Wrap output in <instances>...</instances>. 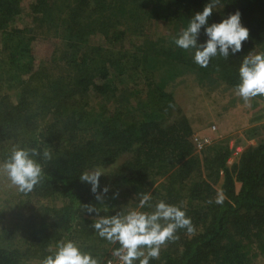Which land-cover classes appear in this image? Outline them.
I'll return each instance as SVG.
<instances>
[{"label": "trees", "instance_id": "trees-1", "mask_svg": "<svg viewBox=\"0 0 264 264\" xmlns=\"http://www.w3.org/2000/svg\"><path fill=\"white\" fill-rule=\"evenodd\" d=\"M139 2L131 0V10L135 5L138 9L131 16V49L144 53L140 65L145 63L149 77L142 86L140 76L131 81L129 89H117L111 69L113 55L116 62L124 59L123 55L114 53L116 42L124 37L118 29L119 21L113 16L89 21L93 14L83 15L86 3L92 12L104 5L91 7L89 0H63V5L34 0L32 12L48 13L51 5L55 25L59 24L63 31L82 34L87 29L106 39L103 44L94 45V56L84 51L86 56L71 58H80L79 66L87 63L88 70L80 68L76 73L63 70L55 77L56 73L47 68L35 67L32 37L24 38L21 29L7 34L3 29L20 13L21 0H0V32L6 34L0 36V126L15 120L21 122L22 131L24 120L41 125L28 149L39 152L32 158L42 166L43 178L28 193L38 199L57 195L63 200L61 207L52 209L53 223L50 226L41 223L47 230L36 238L35 245L24 251L0 246V264H20L22 259L31 256L44 260L54 255L64 239L77 234L81 238L90 237V242L101 239L93 228L96 218L105 211L96 204L97 195L102 197L106 208L109 204L108 207L113 205L118 209L117 202L126 201L130 195L131 205L136 206L145 194L151 197V207L145 205L141 211H154L161 200L183 206L196 228L195 233L190 235L186 230H178V239L164 246L159 258L150 259L149 264H252V257L264 254V141L239 151L231 165L227 163V148L217 155L205 154L200 158L194 153L192 129L186 115L177 107L174 96L164 89L166 74L164 83L155 81L153 75L157 62L169 63L170 68L182 65L208 78L217 75L223 83L237 87L245 56L264 52V0H220L208 24L219 23L238 10L250 35L240 52L233 55L230 51L227 59L217 55L207 67L195 63L194 49L183 50L173 41L211 0ZM152 22L171 28V33L177 36L165 40L150 31L144 32ZM144 34L148 36L142 40L140 35ZM198 38L207 39L203 27ZM4 59L10 65L7 70H4ZM1 74L11 85L2 83ZM15 84L21 90L12 102L7 88ZM130 90L136 100L133 107L138 105V108L128 117L114 114L111 98L124 97ZM97 100L101 102L98 111L92 104ZM45 150L51 152L50 160L44 158ZM0 154L5 161L11 157L10 151ZM118 160L122 161L120 166L105 174L106 181L100 176L97 193L91 191L89 183L81 181L82 173L98 166H110ZM166 178L168 182L164 181ZM159 179L157 188L149 192ZM221 190L227 197L223 204L209 203ZM88 205L96 211L89 213ZM91 247L89 244L84 250Z\"/></svg>", "mask_w": 264, "mask_h": 264}, {"label": "rangeland", "instance_id": "rangeland-1", "mask_svg": "<svg viewBox=\"0 0 264 264\" xmlns=\"http://www.w3.org/2000/svg\"><path fill=\"white\" fill-rule=\"evenodd\" d=\"M47 1L51 5H63V0ZM89 1L91 7L96 6L95 8H97L104 5V7H99L96 12H92V8L88 3L83 6V15L89 17L90 14H93V17L92 15L89 17V21H99L100 18L108 16L116 17L120 25L118 29L124 34V37L115 44V55H123L124 59L121 62H116L113 55L114 67L111 69V76L114 79L112 81L114 87L129 89L131 81L140 76L141 81H143L141 86L146 84L149 72L145 68V63L140 65V59H142L144 53L141 51L133 52V48L131 49V16L136 15V12H138L136 5L132 6L131 10V0ZM33 2L34 0H21V11L15 16L14 21H9L8 26L3 28L6 30L5 33L21 29L24 38L32 37L34 39L32 49L35 67L47 68L50 72L56 73L55 77L64 71L76 73L80 68L88 70L87 63L79 66L80 58L78 60H71V58L76 57V55L81 57L84 51L94 56V45L103 44L106 40L104 35L92 34L87 29H84L82 34L76 31L69 34L60 29L59 24L55 25L54 10L51 5L48 13H33L31 6ZM140 13L142 12L139 11ZM66 14L65 12L64 15ZM49 18L53 20L50 21ZM171 30L162 23L152 22L148 28L144 29V32L150 31L156 37L160 36L165 40H170L171 37L177 36L176 33H171ZM6 34L0 32L1 37ZM22 36L21 38L24 40ZM147 36L148 34L140 35L142 40ZM109 37L112 39L114 35ZM205 41L206 38H198V44ZM142 42L140 40V43ZM131 55H134L138 60H135ZM152 64H155V62H152ZM4 65L6 66L4 70H7L10 66L7 64L6 59H4ZM138 66L141 72L137 68ZM169 66V63H156L153 69V75L156 77L155 81L164 83L163 75L166 74L167 83L164 89L174 96L177 107L182 110V114L186 115L192 129L191 141L194 143V153H198L200 158L205 154L217 155L222 152L223 148H227L229 154L227 163L231 165L239 151L264 141V96L253 98L250 106H247L236 94L237 87L228 86L217 79V75L208 78L194 70L186 69L182 65H179L180 68L175 69ZM84 69H82L83 72H86ZM1 78L3 79L2 83L11 85V82L6 81L3 74H1ZM7 89L10 101H16L21 89L16 84ZM111 94L108 95L110 98ZM125 94L124 97L123 95H115V99L111 98V100H114L112 103L113 113L122 117L130 116L131 111L138 108V105L133 107L136 100L131 96V90L125 92ZM97 101V103L92 101L96 111L101 107V102ZM7 116L10 117V115ZM23 124L25 127L23 131L20 129L21 122L16 120L11 122L10 125L3 124L0 126V153L10 151L12 154L17 149H28L32 142L30 140L34 138V133L41 125L31 124L26 120ZM8 131L10 133L6 134ZM4 162L3 157L0 158V165H3ZM121 162L118 160L110 166H98L88 172L100 170L105 179L104 181H106L105 174L114 172ZM161 179L151 186L149 192L157 188ZM164 181L166 182L167 178ZM262 194H264V191H262ZM127 198L126 201L121 199L117 202L116 208L118 209H115L113 205L108 207L109 204L106 208V203L102 199L96 200V204L103 208L101 211L105 210L96 219L120 215V212L126 215L133 210L141 211L140 203L132 206L131 195ZM62 205L63 200L60 196L55 195L38 199L31 193L20 191L0 168V246L14 248L19 251L29 249L31 245H35L36 238L47 230V227L46 230L42 228L44 224L41 223L50 226L54 221L53 216L55 214L52 209L59 208ZM78 236L68 237L64 241L75 242L82 252L90 253L97 259L98 264H108L107 260L109 261V259L111 264H121L120 260L113 255L114 250L120 247L118 242L113 244L102 237L99 240L95 239L90 242V237L81 238ZM89 244L93 248L91 247L88 251H85V247ZM50 248H54V246L50 245ZM35 251L36 246L33 252ZM253 252L251 251V253ZM105 260L106 262H104ZM42 262V259L31 256L22 259L20 264H42ZM252 264H264V254L252 257Z\"/></svg>", "mask_w": 264, "mask_h": 264}, {"label": "clouds", "instance_id": "clouds-1", "mask_svg": "<svg viewBox=\"0 0 264 264\" xmlns=\"http://www.w3.org/2000/svg\"><path fill=\"white\" fill-rule=\"evenodd\" d=\"M220 4V0H211L202 12H197L188 22L180 35L174 39V44L183 49H194V61L201 67H207L210 60L217 55L228 58L229 53L234 55L242 50L244 42L249 38L250 32L241 22V13L237 10L224 18L219 23L208 24V19L213 10ZM202 27L207 39L198 44V37ZM240 83L237 85L236 94L244 104L250 106L253 98L264 96V52L249 54L243 59L239 68ZM39 155L37 149H17L13 151L9 160L0 165L3 172L16 185L20 191L29 192L43 178L42 166L32 157ZM45 159H51L50 151L43 152ZM100 170L84 172L80 179L91 185V191L95 194L99 188ZM107 188L104 189L106 193ZM223 190L218 191L209 203L223 204L226 199ZM97 200L102 199L100 195ZM151 197L142 196L140 208L149 204ZM89 213L96 209L86 206ZM163 221L164 223H161ZM93 228L98 235L109 242L119 243L113 255L121 264H149L150 259H158L160 250L169 242L178 239V230H186L187 234H194L195 226L190 217L186 215L182 205H174L159 201L152 212L133 210L126 215H114L101 217ZM42 264H98L90 253L82 252L73 241L61 242L54 255L47 256Z\"/></svg>", "mask_w": 264, "mask_h": 264}, {"label": "built area", "instance_id": "built-area-1", "mask_svg": "<svg viewBox=\"0 0 264 264\" xmlns=\"http://www.w3.org/2000/svg\"><path fill=\"white\" fill-rule=\"evenodd\" d=\"M107 262H108V264H111L110 259H109V261L107 260Z\"/></svg>", "mask_w": 264, "mask_h": 264}]
</instances>
